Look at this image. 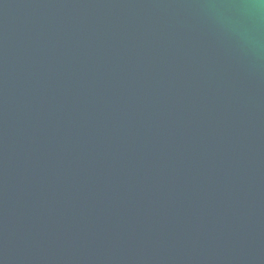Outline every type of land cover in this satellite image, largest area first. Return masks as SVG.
I'll return each mask as SVG.
<instances>
[{
  "label": "water",
  "instance_id": "1",
  "mask_svg": "<svg viewBox=\"0 0 264 264\" xmlns=\"http://www.w3.org/2000/svg\"><path fill=\"white\" fill-rule=\"evenodd\" d=\"M0 264H264V0H0Z\"/></svg>",
  "mask_w": 264,
  "mask_h": 264
}]
</instances>
